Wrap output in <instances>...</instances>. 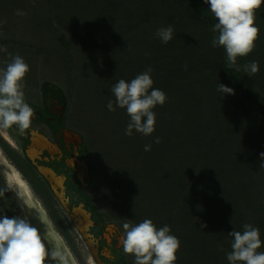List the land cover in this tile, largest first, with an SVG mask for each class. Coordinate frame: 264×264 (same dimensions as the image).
<instances>
[{"label": "trees", "instance_id": "trees-1", "mask_svg": "<svg viewBox=\"0 0 264 264\" xmlns=\"http://www.w3.org/2000/svg\"><path fill=\"white\" fill-rule=\"evenodd\" d=\"M215 23L205 0H0V68L19 54L30 68L24 82L41 84L44 93L48 81H37L36 64L50 66L67 114L87 138L91 192L82 201L101 223L109 218L96 212L95 202H103L98 196L115 206L107 208L116 218L169 226L182 243L175 264H229L228 234L245 223L264 241V3L255 12L259 37L252 53L238 58L240 71L228 66L222 47L212 46ZM168 26L173 39L164 44L156 32ZM108 47L114 50L103 55ZM253 60L260 71L250 77L243 65ZM149 67L153 87L167 99L154 109V133L133 130L129 137L126 110L106 105L118 80L131 81ZM219 84L235 94L222 97ZM163 127L183 129L191 139L181 147L180 166L177 144L162 152ZM110 146L122 150L113 154ZM127 181L137 182V193L124 197L119 186ZM143 193L144 204H137ZM168 208L176 213L161 212ZM119 261L134 264L125 256Z\"/></svg>", "mask_w": 264, "mask_h": 264}, {"label": "clouds", "instance_id": "clouds-1", "mask_svg": "<svg viewBox=\"0 0 264 264\" xmlns=\"http://www.w3.org/2000/svg\"><path fill=\"white\" fill-rule=\"evenodd\" d=\"M205 3L216 21L213 31L217 36L212 40V46L222 47L227 54L228 66L240 71L238 58L249 56L259 37L255 12L264 0H205ZM173 32L171 26L162 27L156 36L167 44L173 39ZM29 70V65L19 54L12 56L10 62L0 68V132L14 128L24 136L31 128L33 109L26 102L23 91ZM243 71L250 77L255 76L260 71L259 63L250 61L243 65ZM151 72L149 67L131 81L120 79L111 89L114 100L110 99L106 106L109 111H115L116 107L126 110L129 121L125 135L129 137L133 130L144 136L152 135L156 125L154 109L166 102V94L153 87ZM217 91L222 97L235 94L234 89L223 84L218 85ZM160 142L157 137L155 143ZM144 150L150 151L151 145H145ZM260 157L264 168V153ZM19 199L23 208L25 198L20 196ZM27 204L39 214V220L45 227L44 234L41 235L26 214L11 218L0 216V264H47L58 260V252L50 253L44 240L58 245L60 234L42 209L31 201ZM122 227L123 251L134 257V264H175L180 241L171 234L169 226L157 228L152 220L145 219L135 225L126 221ZM206 227V224H201V229ZM228 235L231 237V251L227 253L229 264H264V251H260L264 248V241L257 227L245 223L242 231L234 229Z\"/></svg>", "mask_w": 264, "mask_h": 264}, {"label": "flooded vegetation", "instance_id": "flooded-vegetation-1", "mask_svg": "<svg viewBox=\"0 0 264 264\" xmlns=\"http://www.w3.org/2000/svg\"><path fill=\"white\" fill-rule=\"evenodd\" d=\"M46 85L44 93L41 88L42 104L26 101L33 109L31 128L26 135L20 136L18 133L15 135L9 129L11 130V137L20 146L21 153H19V149L11 148L4 142L1 135L0 138L3 142H0L7 148L8 154H10L11 159L19 168L20 173L29 180L42 196L48 212L58 229V233H61L60 237H64L70 242V247L75 251L76 255L80 258L82 257L79 245L84 244V249L90 253L93 264H98L95 256L102 264H120L119 260L124 256L129 260L123 252V245L120 242V238L123 236L121 230L113 224L106 225V222L101 223L96 220L94 214L83 201L78 204L73 203V195L82 200V193L85 194L90 186L92 169L89 163L90 150L88 141L79 126L72 122L70 113L67 114L68 107L60 117L47 108L46 96L48 95L53 99L59 97V95L50 90L47 91ZM33 124H37V126H33ZM40 139L44 141L45 146L37 155L32 156L31 152L37 151L33 149L35 140ZM40 170L45 171L48 176L42 174ZM52 175L63 181L64 198L69 210L61 204L52 189V186L55 185L59 192L62 193L63 190L58 183L52 180ZM49 178H51L52 183ZM21 182L23 183L24 181ZM21 185L19 184L18 187ZM19 191L23 194L26 190L20 189ZM0 194L4 197L9 194V191L4 186L0 188ZM81 205L83 206L82 210L91 213L92 222L95 223V225L89 227V233L86 232V235L88 234L90 238L88 240L83 236L73 220V209L75 207L79 208ZM76 217L78 225L84 228L85 219L78 214H76ZM38 225H41V222H38ZM41 227L43 225L40 226V229L44 232L45 227L44 229ZM45 244L50 248L47 240H45ZM53 246L52 249H49V252H58V260L56 262L58 264H61L59 263L60 261L62 264L66 263L63 256H61L63 251L60 245L53 244Z\"/></svg>", "mask_w": 264, "mask_h": 264}, {"label": "rangeland", "instance_id": "rangeland-1", "mask_svg": "<svg viewBox=\"0 0 264 264\" xmlns=\"http://www.w3.org/2000/svg\"><path fill=\"white\" fill-rule=\"evenodd\" d=\"M108 48L109 49L104 48L102 50L103 55L110 53L112 50H114V47H108ZM117 55L125 56L122 51H119L117 53ZM112 60L115 62L116 56H114ZM36 67L39 68L38 75H37V77H38L37 81H40V83L42 81H48L47 82L48 84L50 83V84L55 85L54 91H52V92L55 93L56 95H58L57 94V92H58L57 88L59 89L61 83L56 80V78H55L56 75H54V70L50 66L44 65L42 63V61L38 62L36 64ZM40 67L46 68V72L44 75L41 73ZM26 83L23 82V91L25 93V100L28 102L34 103V104H42L43 99H42V92H41V84L38 83V86L36 88L30 89L31 84H29L28 82H26ZM62 101L66 102L64 100H62ZM67 107H68V104H67ZM86 115L88 117H92L90 114H86ZM156 119H157V116H156ZM33 126H37V124L36 125L33 124ZM11 130L13 131V133L15 135L18 133L17 131L14 130V128ZM11 130H6L3 132H0V135H1V137H3L4 142H6L11 148H16V149H19V151H20V146L17 145L16 142L11 137ZM160 135L162 138H164L168 141V142H165V145H163L162 152L166 155V153L168 151V146L173 145V144H177L176 151H175V155L177 158L176 163L179 164V166H180V164H183L182 158L180 157V150L183 148V146L185 145L186 142L191 141V139H189L187 136V132H185L183 129L178 130V127H174L172 131H170L168 127H163L162 131L160 132ZM128 146H130V144H128ZM110 149H111V152L113 154H118L122 150L118 146H110ZM184 150H185V148H184ZM19 153H21V151ZM195 156H197L199 158L198 153L194 150H191L190 158H192V160L194 162L197 161ZM196 163H197V167H198V165L201 163V160L197 161ZM196 163H194V164H196ZM94 165L96 167L100 168V165H99V163H97V161H94ZM112 165L115 166L116 164L112 163ZM21 178H22V180H21ZM124 179H127V178L124 177ZM21 181H24V182L22 183ZM19 184H22V185L20 187H18ZM0 186H2V187L5 186L9 191V194L5 195L4 197H2L0 194V216L7 215L8 217L11 218L14 216H22V215L26 214V215H28L32 225L34 227H36L41 232V235L43 236L44 232H42V230L40 229V226L43 224L41 223V225H38V222L40 223V220L38 219L39 214L36 212L35 209H32L30 207V205L27 204V201H31V203L35 204L37 206V208L43 210V212L52 221L55 230L56 231L58 230L57 227L55 226V223H54L51 215L48 212V209H47V206H46L44 199L36 191V189L29 182V180L26 177H24L23 174L20 173L19 168L17 167V165H15V163L11 159L10 154H8L7 148L1 142H0ZM2 187H0V188H2ZM136 187H137L136 181H127L123 187H121V185L119 186V191H120V194L122 196H124V194L125 195L126 194L132 195L134 193H137ZM20 189H22V190L25 189L26 191L22 194L19 191ZM90 192H91L90 190L86 191L87 194H90ZM143 195H144V193L142 194L140 201L137 204H144ZM20 196L25 198V200H24L25 206L23 208H21V206H20L21 205V200L19 199ZM95 196L97 197V195H95ZM98 198L103 199V202L101 203V205L99 202H95V206L97 209L96 212L98 214H104L105 213L106 217L109 218V219H105L106 225L107 224H113V225L117 226L121 230L122 235H123L124 229H123L122 225L127 220L120 219L119 217L116 218V216L113 213L114 212L113 209L107 208V207H112V208L114 207L115 208V206L106 204L104 202V198L102 196H98ZM72 200H73L74 204H78L82 201L75 195H73ZM161 212L171 214V213H176V210L168 208V209H163ZM136 215L138 217H141L140 216L141 215L140 209L137 210V208H136L135 216ZM149 215H152L151 210L149 211ZM127 222H129V221H127ZM135 224H136V222H135ZM44 243H45V240H44ZM58 245H60V247L63 251L61 256H63V259L66 261L67 264H88V263L93 264V260L90 256V253L88 252V250L84 249V247H85L84 244L79 245V251L82 252L81 258L76 255L75 251L70 247V242L67 241L64 237L61 238ZM180 245H182L181 242H180ZM45 246H46V244H45ZM46 248L49 251L50 248H48L47 246H46ZM125 255L129 258V260L131 262L134 263V257L133 256L127 255V254H125ZM59 263L62 264L61 261ZM47 264H58V262L49 261V262H47Z\"/></svg>", "mask_w": 264, "mask_h": 264}, {"label": "water", "instance_id": "water-1", "mask_svg": "<svg viewBox=\"0 0 264 264\" xmlns=\"http://www.w3.org/2000/svg\"><path fill=\"white\" fill-rule=\"evenodd\" d=\"M54 88H55V85H53V84H50V83H49V84L46 85V89H47V91H48V90H50V91H54ZM57 91H59L58 88H57ZM50 98H51V97H49L48 95L46 96V102H47V105H48V102H49ZM55 99L60 103V107L63 108V112H62V114H64L65 110L67 109V103H66V102H63L59 97H56ZM47 108H48V107H47ZM40 172H41L42 174L48 176L47 173H46L45 171L40 170ZM49 181L52 183L51 178H49ZM52 189H53L54 192L56 193V195H57L59 201L61 202V204H62L67 210H69V208H68V204H67V202H66V200H65V198H64V195H62V193L59 192V189H57V188L55 187V185L52 186ZM81 208L83 209V206H82V205H81L79 208L75 207V208L73 209V211H74L73 220H74L76 226L78 227V229H79V230L81 231V233L83 234V236L88 240V238H87V236H86V231H85L86 229H84L82 226L78 225V223H77V217H76V214H78V213H77L76 211L79 210V209H81ZM83 211H84V212L87 214V216H89V218H90V220H89V222H90V226L95 225V223L92 222V215H91V213H88V212L85 211V210H83ZM89 239H90V238H89ZM122 239H123V236L120 238V242H121V243H122ZM95 259L97 260L98 264H102L101 261H100L96 256H95Z\"/></svg>", "mask_w": 264, "mask_h": 264}, {"label": "bare ground", "instance_id": "bare-ground-1", "mask_svg": "<svg viewBox=\"0 0 264 264\" xmlns=\"http://www.w3.org/2000/svg\"><path fill=\"white\" fill-rule=\"evenodd\" d=\"M48 108L49 110H51L52 112L56 113L57 116H61L62 112H63V108L60 107V103L55 99V98H50L49 102H48ZM45 146V143L42 139L40 140H35V145L33 147V149H36L37 151H33L31 152L32 156H35L38 154L39 151H41V149H43ZM52 180L55 181L56 183H58L60 185V187L63 189L62 190V195H65V189L63 188V181H60L59 179L55 178V176L52 175ZM78 213V215H82V217L85 219V227L86 228V232L89 233V227H90V218L89 216H87V214L81 209L76 211ZM44 229V225L43 227H41ZM87 238H89V235H86ZM48 241V240H47ZM49 247L50 249H52L54 246L52 243H50L48 241ZM63 264H66L65 262Z\"/></svg>", "mask_w": 264, "mask_h": 264}]
</instances>
